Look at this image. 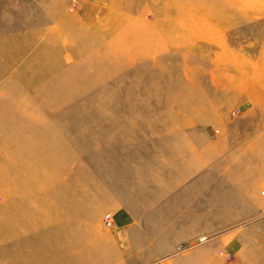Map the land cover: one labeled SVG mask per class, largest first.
Returning a JSON list of instances; mask_svg holds the SVG:
<instances>
[{
  "label": "rangeland",
  "instance_id": "1",
  "mask_svg": "<svg viewBox=\"0 0 264 264\" xmlns=\"http://www.w3.org/2000/svg\"><path fill=\"white\" fill-rule=\"evenodd\" d=\"M29 1L0 0V264H32L31 253L18 256L17 243L32 251L31 240L50 239L55 223L80 224L63 222L70 212L64 194L70 201L82 194L90 210L109 211L111 226L103 222L108 212L98 221L108 231L115 175L152 166L155 178L164 160L168 167L186 166L207 150L217 151L224 165L210 179L199 174L176 181L184 242L164 264H264V80H245L233 95L210 85L215 72L264 75V2L252 12L226 0H145L143 19L128 22L103 3L51 0L46 13L28 11L37 21L33 30L60 34L62 65L54 67L47 35L21 45L16 38ZM185 6L199 16L222 13L207 17L215 30L190 39ZM33 43L40 44L11 65L10 58ZM102 47L109 50L100 53ZM224 49L249 61L224 64L216 55ZM103 55L112 66L102 80L83 88L80 79L70 97L53 96L54 74L92 77L102 67L93 59ZM30 75L35 80L23 82ZM181 91L201 95L197 109L206 97L208 117L188 111L171 118V106L187 108L184 99L168 102ZM257 176L260 183L252 184ZM178 257L183 260L174 262Z\"/></svg>",
  "mask_w": 264,
  "mask_h": 264
},
{
  "label": "crops",
  "instance_id": "2",
  "mask_svg": "<svg viewBox=\"0 0 264 264\" xmlns=\"http://www.w3.org/2000/svg\"><path fill=\"white\" fill-rule=\"evenodd\" d=\"M204 154L203 159L200 153L196 154L192 162L184 163L186 166L168 167V161L164 160L160 171H155L159 174L155 178L152 166L142 170L132 168L128 175L121 171L115 175L111 188L113 194L108 199L111 202L108 207L114 216L113 228L108 231L100 222L103 221L102 214H109V211L101 213L99 207L90 210L92 206L82 194L81 197H71V201L64 194L71 214L64 212L63 222L78 221L80 224L61 227L55 223L56 231L47 236L50 239L39 240L38 245L37 240H31L32 251L21 249V243H17L18 256L21 257L22 252L31 253L32 264H164L175 248L184 242L185 213L178 193L182 188L176 181L182 180L183 183L199 174L207 180L216 176L219 166L224 165L218 160L217 151L207 150ZM132 172L136 176L131 175ZM256 178L252 179L255 181L252 184L260 183L258 176ZM252 187L245 188L252 191ZM38 229L26 231L25 240ZM182 260L178 257L174 262Z\"/></svg>",
  "mask_w": 264,
  "mask_h": 264
},
{
  "label": "bare ground",
  "instance_id": "3",
  "mask_svg": "<svg viewBox=\"0 0 264 264\" xmlns=\"http://www.w3.org/2000/svg\"><path fill=\"white\" fill-rule=\"evenodd\" d=\"M90 1L103 3L105 7L110 8L119 17L120 16L124 17L126 20H128V22L134 21V20H136V22L141 21L146 11L145 0H90ZM226 1H230L231 4H236L242 7L247 5L250 7L249 10H251L252 12L254 11L259 12L260 7L262 6V3L264 2V0H226ZM254 1H260V3H256ZM51 3H52L51 0H30L29 4L25 5L26 12L21 17L22 18L21 26L19 27V33L16 35V38L18 42H20V45H21L25 43H32L34 39H37L42 36L45 37L47 35L46 36V38L48 39L47 46L51 50L49 51L45 50V51L50 53V60L51 62H54V67H56L55 65L57 66L58 64L59 66L62 65L58 58V53H59L58 51L60 50V47H59L60 34L56 32V29H53V31H50L49 33H46L45 35L41 31L33 30V26L36 25L37 21L30 19L29 17L30 12L28 11V9L29 10L35 9V11L44 9V13H46V9L51 6ZM187 7L188 6H185L182 8V16H187V15L190 16V18H187L188 22L184 21L183 23V26H186L188 24L187 31L190 36L189 37L190 39L193 40V38H195L200 33H203V32L209 33L215 30L214 27H216V25L212 21H210L207 17H212L216 15L221 16L222 13H220L219 11H214L215 13L210 14L209 11H207V12H204V14L206 15L200 13L201 16H199L197 14L198 13L197 11H193L192 9L188 10ZM179 15H181V12ZM79 18H82V17L79 16ZM38 44L40 43H35V44L33 43L28 48H20L19 53H16L14 56L10 58L11 65H14L15 63H17L18 59L19 60L22 59L33 48L34 45H38ZM77 45L79 44L77 43ZM42 46H44V44ZM107 50H109V47H102L101 49H99V52L106 53ZM216 55L218 57V60L220 58L225 59L223 60L224 64L226 62L231 63L233 65L239 64L238 65L239 67L241 65V62L249 61L248 60L249 57L241 58L242 55H235L231 52L227 53L225 49L222 51V54L216 53ZM32 62L36 64V63H40L41 61L37 59H33ZM93 62L99 63L102 67H100L99 73L95 72V74L92 77H76L74 79H71L70 72L66 74L60 73V72L58 74H54V79L52 80L54 81V83L52 84L53 96H58L57 98L66 97V96L70 97L71 95L75 93L72 90L73 88L77 86L80 79L82 80V84L80 86L83 88L88 87L89 85L93 84V82L102 80L107 75L108 70L110 69L109 67L112 66L110 65L111 60L108 57L104 58V55H103L97 59H93ZM23 64H24L23 67H30L31 65V63L29 62H24ZM243 65L245 64L243 63ZM261 66L262 65H260L259 62H257L256 67H261ZM54 70H61V69L54 68ZM164 78H165V75H164ZM260 78H263L264 80V75L263 74L258 75V74L253 73V74H250L248 77H245L241 73L238 72L235 76H231L229 74H223L219 76V73L215 72L213 75V79H214V82L216 83L210 84V85L215 87L216 89H219V87L221 86L222 90H224L225 92H231V94L233 95L234 92L240 91L241 87L239 85L243 83V81L247 80V81H252L253 83V82H257L258 79ZM27 79H30L32 82L33 80H35L34 78L31 79V75H30L29 78L25 76V79H23V82H26ZM64 85L69 89L67 92L62 90ZM252 96L256 97L254 95ZM200 97L201 95L194 94L193 92L184 93L183 91H181V96H178V94L175 92L172 93L170 100L168 102L172 104L182 103V100L184 99L186 100L185 104H187V108L182 109V108H179L178 106H171V110L169 113L170 117L178 119L182 115V112H188V111L191 113L195 112V114L199 116L200 120H203L204 118L208 117V112L210 111H209V107H207L209 106V104H207L208 102H206L205 100L206 97L203 96L204 102H203L202 108L200 109L196 108V103H197L196 101ZM44 99H45L44 101L45 105L50 106V103H52L51 96L49 95H47V97L44 96ZM191 106H195V107L190 108Z\"/></svg>",
  "mask_w": 264,
  "mask_h": 264
},
{
  "label": "built area",
  "instance_id": "4",
  "mask_svg": "<svg viewBox=\"0 0 264 264\" xmlns=\"http://www.w3.org/2000/svg\"><path fill=\"white\" fill-rule=\"evenodd\" d=\"M262 195H264V191L262 192ZM104 222L107 226L112 225V219H111V216L109 214L104 216Z\"/></svg>",
  "mask_w": 264,
  "mask_h": 264
}]
</instances>
